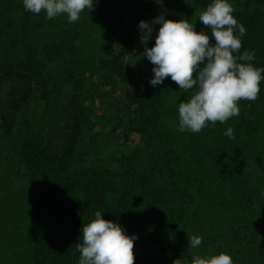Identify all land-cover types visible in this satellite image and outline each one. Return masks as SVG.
<instances>
[{"label": "trees", "instance_id": "trees-1", "mask_svg": "<svg viewBox=\"0 0 264 264\" xmlns=\"http://www.w3.org/2000/svg\"><path fill=\"white\" fill-rule=\"evenodd\" d=\"M211 2L197 0L202 12ZM230 3L247 29L241 53L254 50L252 63L264 67V0ZM99 11L109 38L123 34L118 49L108 42L89 61L80 22L44 37L51 24L44 11L0 0V155L13 156L30 183L29 264H78L82 225L97 210L137 236L134 264H191L194 255L220 252L234 264H264V80L254 102L238 101V116L180 132L168 115L192 93L170 77L152 86L153 65L143 56L160 25L145 45L118 8L100 4ZM161 14L170 19L163 10L152 20ZM192 23L211 35L199 17ZM112 83L116 125L108 129L91 96ZM119 127L131 134L118 141L132 136L139 144L103 164L96 153ZM228 127L234 139L224 134ZM191 235L202 237L197 249L188 248Z\"/></svg>", "mask_w": 264, "mask_h": 264}, {"label": "clouds", "instance_id": "clouds-1", "mask_svg": "<svg viewBox=\"0 0 264 264\" xmlns=\"http://www.w3.org/2000/svg\"><path fill=\"white\" fill-rule=\"evenodd\" d=\"M25 11L47 19L66 15L68 23H75L85 10L94 9V0H23ZM230 0H212L199 15V22L211 30L197 31L188 19H166L163 14L152 21L141 20L140 41L147 45L153 34V25L159 24L155 43L145 47L143 56L153 65L152 86L166 78L191 96L178 106V131L199 133L208 123H225L238 116V101L254 102L264 80V67H256L255 51L241 53L242 37L247 29L234 17ZM234 139V130L224 133ZM82 242L76 244L78 264H134V241L137 236L126 234L123 226L105 219L101 211L95 212L90 223L82 225ZM202 244L199 235L189 236L188 248L197 249ZM173 264H181L179 258ZM191 264H234L226 252L216 255H194Z\"/></svg>", "mask_w": 264, "mask_h": 264}, {"label": "rangeland", "instance_id": "rangeland-1", "mask_svg": "<svg viewBox=\"0 0 264 264\" xmlns=\"http://www.w3.org/2000/svg\"><path fill=\"white\" fill-rule=\"evenodd\" d=\"M100 4H106L108 8H118L125 19V24L133 27L136 31L137 40L140 43V21H152V16L156 12L166 10L170 19L180 20L183 17L191 23L202 13L197 0H94V9H85L77 21L81 23L79 44L89 61L97 59L101 55L100 47L108 42L118 49L123 34V30L120 29L117 37L109 38L107 20L102 17L99 11ZM66 22H68L66 15L51 19V24L47 21L41 29L42 35L48 37L54 34ZM147 43H153L151 37ZM117 87V83H112L109 88L96 90L98 93L91 96V103L97 108V114L103 112L106 114L105 117L109 121L108 129L116 125L111 116L112 108L115 105L111 96ZM170 114L174 116L168 115L171 120L178 118V114H173L172 111ZM106 131L103 130L104 138H108ZM123 134L129 136L131 133L125 129L121 130L119 127L111 136L112 140L108 144L100 146V151L96 153V156L103 164L112 166L111 158L114 154H119V151L127 152L139 144V140L132 136L125 143L118 141L119 137L124 138ZM1 144L0 138V154H5V149L1 148ZM30 194V183L23 168L14 160L13 156L5 158V155L2 157L0 155V264L30 263L32 240Z\"/></svg>", "mask_w": 264, "mask_h": 264}]
</instances>
